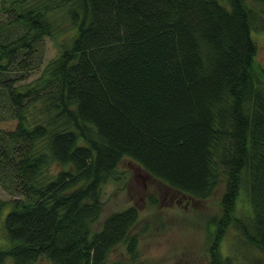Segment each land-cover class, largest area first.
I'll return each mask as SVG.
<instances>
[{"label": "trees", "instance_id": "16d2710c", "mask_svg": "<svg viewBox=\"0 0 264 264\" xmlns=\"http://www.w3.org/2000/svg\"><path fill=\"white\" fill-rule=\"evenodd\" d=\"M248 1L264 3L0 0V264H150L137 205L97 222L121 157L194 201L222 188L206 264H233L219 250L230 228L264 257V71ZM45 38L58 51L44 61ZM118 244L127 259L108 262Z\"/></svg>", "mask_w": 264, "mask_h": 264}, {"label": "rangeland", "instance_id": "374dc122", "mask_svg": "<svg viewBox=\"0 0 264 264\" xmlns=\"http://www.w3.org/2000/svg\"><path fill=\"white\" fill-rule=\"evenodd\" d=\"M248 3L260 14L256 29L252 30L251 34L256 42L255 64L264 71V3ZM56 41L45 38L43 51L41 52V48L38 50L44 61L57 53ZM44 61L40 62L43 64ZM42 64L31 69L24 80L28 81L34 77ZM117 168L121 179L109 181L103 186V201L97 222L111 211L127 204H135L140 210V217L134 226L139 232V260L150 264H206L209 260L207 248L215 228L209 219L220 211L218 198L222 188H218L210 197L194 201L185 194L172 191L127 157L119 159ZM149 195L155 197L154 203L150 202ZM0 196L6 198L10 194L0 186ZM247 207L246 199L240 194L236 200L235 212L243 214ZM2 240L3 228L0 225V242ZM234 241L235 231L230 228L219 247L222 254H236L232 257L233 264H264V257L260 252L248 244L249 247L235 246ZM108 258V262L127 259L125 246L118 244ZM31 264H50V261L47 257L40 256Z\"/></svg>", "mask_w": 264, "mask_h": 264}]
</instances>
